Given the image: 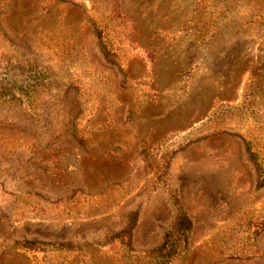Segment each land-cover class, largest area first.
Here are the masks:
<instances>
[{"label": "rangeland", "instance_id": "1", "mask_svg": "<svg viewBox=\"0 0 264 264\" xmlns=\"http://www.w3.org/2000/svg\"><path fill=\"white\" fill-rule=\"evenodd\" d=\"M259 177L264 0H0V264H264Z\"/></svg>", "mask_w": 264, "mask_h": 264}, {"label": "trees", "instance_id": "2", "mask_svg": "<svg viewBox=\"0 0 264 264\" xmlns=\"http://www.w3.org/2000/svg\"><path fill=\"white\" fill-rule=\"evenodd\" d=\"M244 146L249 159L255 165H258L256 152L250 148L248 143H245ZM257 184L264 185V178L259 177ZM134 221L135 213H131L127 219L125 227L122 228L116 235L120 238V240H124L125 244H127L129 240L131 229L134 226ZM190 226V220L184 213L179 211L172 223L171 228L163 235L160 244L154 249L146 252L150 257L148 261L149 264H169L174 256L178 253L180 246L184 243L185 237L190 230ZM39 244V242L34 241L23 242V245L26 247L38 246Z\"/></svg>", "mask_w": 264, "mask_h": 264}]
</instances>
